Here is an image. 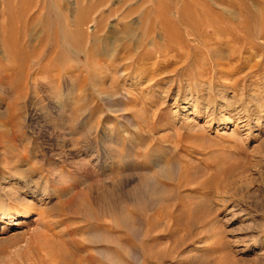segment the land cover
<instances>
[{
	"label": "rangeland",
	"instance_id": "rangeland-1",
	"mask_svg": "<svg viewBox=\"0 0 264 264\" xmlns=\"http://www.w3.org/2000/svg\"><path fill=\"white\" fill-rule=\"evenodd\" d=\"M2 175L0 264H264V0H0Z\"/></svg>",
	"mask_w": 264,
	"mask_h": 264
},
{
	"label": "bare ground",
	"instance_id": "bare-ground-1",
	"mask_svg": "<svg viewBox=\"0 0 264 264\" xmlns=\"http://www.w3.org/2000/svg\"><path fill=\"white\" fill-rule=\"evenodd\" d=\"M13 173L14 176L11 175L12 178L15 177L16 174L20 175L22 173L21 168L15 166ZM11 176L2 175L0 177V185H3L0 188H2L1 190H5H3L4 192L0 195V224L3 223L4 220H10L11 223L14 221L13 212H10V203H12V201L21 202L24 207H38V202L36 200L37 192L32 189V186L27 184L26 180L21 182L12 181ZM56 182L59 183V181Z\"/></svg>",
	"mask_w": 264,
	"mask_h": 264
}]
</instances>
